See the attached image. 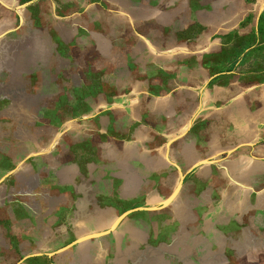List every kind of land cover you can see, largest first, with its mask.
I'll return each instance as SVG.
<instances>
[{
    "label": "rangeland",
    "instance_id": "rangeland-1",
    "mask_svg": "<svg viewBox=\"0 0 264 264\" xmlns=\"http://www.w3.org/2000/svg\"><path fill=\"white\" fill-rule=\"evenodd\" d=\"M0 264H264V0H0Z\"/></svg>",
    "mask_w": 264,
    "mask_h": 264
},
{
    "label": "water",
    "instance_id": "water-1",
    "mask_svg": "<svg viewBox=\"0 0 264 264\" xmlns=\"http://www.w3.org/2000/svg\"><path fill=\"white\" fill-rule=\"evenodd\" d=\"M205 163H208V161H199L195 164L192 165V167L190 168V170L188 171L191 172L192 170L200 167L201 165L205 164ZM184 179V175H181V180H180V183H179V186L177 187V189H175V191L172 193V195L165 201V203H163L161 206L159 207H151V208H135V209H131V210H128L126 211L125 213H123L122 215H120L116 220L115 222L113 223V225L110 227V229H108L107 231H104V232H100V233H94V234H91V235H87V236H84V237H81L77 240H75L74 242L70 243L69 245L63 247L62 249H59L53 253H50V254H47L48 257H51L55 254H58V253H61L67 249H69L70 247H72L73 245H77V244H80L84 241H87V240H91V239H95V238H99V237H103V236H106V235H109L112 231H114L116 229V227L118 226V224L128 215H130L131 213H135V212H139V211H147V212H154V211H158V210H161L163 209L164 207H166L167 205H169L172 200L175 198V196L177 195V193L179 192V189L181 188V184H182V181ZM35 256H40V255H33L32 257H35Z\"/></svg>",
    "mask_w": 264,
    "mask_h": 264
},
{
    "label": "bare ground",
    "instance_id": "bare-ground-1",
    "mask_svg": "<svg viewBox=\"0 0 264 264\" xmlns=\"http://www.w3.org/2000/svg\"><path fill=\"white\" fill-rule=\"evenodd\" d=\"M178 186H179V185H178ZM178 186H177V187H178ZM177 187H176V189H177Z\"/></svg>",
    "mask_w": 264,
    "mask_h": 264
}]
</instances>
